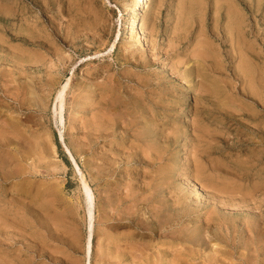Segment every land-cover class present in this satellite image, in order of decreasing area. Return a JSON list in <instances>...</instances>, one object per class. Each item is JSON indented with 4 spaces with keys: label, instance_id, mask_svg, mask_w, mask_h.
Segmentation results:
<instances>
[{
    "label": "rangeland",
    "instance_id": "rangeland-1",
    "mask_svg": "<svg viewBox=\"0 0 264 264\" xmlns=\"http://www.w3.org/2000/svg\"><path fill=\"white\" fill-rule=\"evenodd\" d=\"M134 1L0 0V264H264V0Z\"/></svg>",
    "mask_w": 264,
    "mask_h": 264
},
{
    "label": "bare ground",
    "instance_id": "bare-ground-1",
    "mask_svg": "<svg viewBox=\"0 0 264 264\" xmlns=\"http://www.w3.org/2000/svg\"><path fill=\"white\" fill-rule=\"evenodd\" d=\"M147 1L148 0H135L134 1V5H133V11H134V13H135V15H134V24H136V25H140L141 24V22H142V10H143V8L145 7V5H146V3H147ZM228 1H230V0H228ZM220 2V1H219ZM220 6V5H219ZM32 8H31V6H27L26 7V11H29V10H31ZM233 9V8H232ZM129 13V12H128ZM127 13V14H128ZM236 15H237V13H236ZM133 17V16H132ZM242 18V17H241ZM237 21H238V19H237ZM236 21V22H237ZM144 26H145V24H143ZM234 25H236V24H234ZM231 27V26H230ZM232 27H233V24H232ZM231 27V28H232ZM237 27V26H236ZM235 27V28H236ZM141 30V29H140ZM140 30L139 31H137V32H140ZM235 30V29H234ZM136 32V33H137ZM134 34V33H133ZM232 34V33H231ZM135 35V34H134ZM141 35H142V33H141ZM212 35V34H211ZM137 36H138V33H137ZM140 37H142V36H140ZM137 38V37H136ZM136 38H135V40H136ZM246 38V37H245ZM140 39V38H139ZM237 43V42H236ZM200 44V43H199ZM214 44V43H213ZM226 44V43H225ZM204 45V44H203ZM227 47V46H226ZM244 47V46H243ZM233 51V50H232ZM197 52V51H196ZM207 52V51H206ZM199 54H200V52H198ZM236 53V52H235ZM204 54V53H203ZM207 55V54H206ZM218 55V54H217ZM198 56H200V55H198ZM192 57V56H191ZM218 57H220V56H218ZM198 60V59H197ZM208 60V59H207ZM68 61V60H67ZM218 61V60H217ZM195 62V61H194ZM201 62V61H200ZM250 62V61H249ZM195 63H197V65L196 66H198V62H195ZM203 63H206L205 62V59H204V61H203ZM202 63V64H203ZM208 63V62H207ZM201 64V65H202ZM218 64V63H217ZM186 65V64H185ZM200 65V64H199ZM205 65V64H204ZM204 67V66H203ZM208 67V66H207ZM215 66L213 65V68H214ZM216 68V67H215ZM184 70V69H183ZM193 70V69H192ZM201 70H204V69H201ZM184 72V71H183ZM192 72V71H191ZM202 72V71H201ZM206 72V71H205ZM204 73V72H203ZM176 74V73H175ZM186 74H187V72H186ZM201 74H199V72H198V76H200ZM205 75V74H204ZM216 75V74H215ZM86 76V75H85ZM197 76V77H198ZM203 76V75H202ZM244 76V75H243ZM192 76H190V78H191ZM208 77V76H207ZM179 78H181V77H179ZM202 78H204L205 79V77H202ZM187 79H188V77H187ZM207 80H208V78H207ZM212 80V79H211ZM196 81V80H195ZM201 82V81H200ZM202 83V82H201ZM86 84V83H85ZM149 84V83H148ZM190 84V83H189ZM146 85H147V83H146ZM145 85V86H146ZM252 85V84H251ZM86 86V85H85ZM202 86V85H201ZM204 86V85H203ZM67 87H68V83L67 84H65V85H61L60 86V89L58 90V93H57V100L60 102V107H61V112L63 111V109H64V107H65V97H66V94H67ZM135 87V86H134ZM143 87V86H142ZM147 87V86H146ZM93 88V87H92ZM113 88V87H112ZM151 88V87H150ZM175 88V87H174ZM210 88V87H209ZM209 88L207 89V90H209ZM86 89V88H85ZM223 88H221V90H222ZM116 90V89H115ZM131 90V89H130ZM169 90V89H168ZM206 90V91H207ZM148 91V90H147ZM146 91V92H147ZM151 91V90H150ZM205 91V90H204ZM203 90H202V92H204ZM210 91V90H209ZM126 92H128V91H126ZM166 92V91H165ZM168 92V91H167ZM138 93V92H137ZM139 93H142V92H139ZM169 93V92H168ZM167 93V94H168ZM171 93V92H170ZM224 93V92H223ZM116 94V93H115ZM129 94V93H128ZM202 94H204V93H202ZM206 94V93H205ZM257 94V93H256ZM84 95V94H83ZM117 95V94H116ZM131 96V95H130ZM141 96V95H140ZM161 96V95H160ZM202 96V95H201ZM200 96V97H201ZM257 96V95H256ZM112 97H114V96H112ZM121 97V96H120ZM120 97L118 96V98L117 97H114V100H115V98L117 99V101H118V99H120ZM146 97V96H145ZM158 97V96H157ZM175 97V96H174ZM206 97V96H205ZM205 97H203V98H205ZM74 98V97H73ZM139 98V97H138ZM164 98V97H163ZM159 99V98H158ZM161 99H162V97H161ZM168 99V98H167ZM174 99V98H173ZM176 99H177V97H176ZM208 99V98H207ZM109 100V99H108ZM110 100H112V99H110ZM109 100V101H110ZM113 100V101H114ZM120 101V100H119ZM118 101V102H119ZM197 101V100H196ZM210 101V100H209ZM212 101V100H211ZM75 102H76V100H75ZM121 102V101H120ZM123 102H124V100H123ZM200 103V102H199ZM80 104V103H79ZM109 104V103H108ZM110 104H113V103H110ZM115 104V103H114ZM118 104V103H117ZM146 104V103H145ZM126 105H128L127 103H126ZM137 105V104H136ZM141 105V104H140ZM220 105V104H219ZM142 106V105H141ZM144 106V105H143ZM107 107V106H106ZM111 107V106H110ZM118 107V106H117ZM145 107V106H144ZM116 108V107H115ZM127 108V107H126ZM146 108V107H145ZM208 108V107H207ZM147 109V108H146ZM172 109V108H171ZM174 109V108H173ZM210 109V108H209ZM108 110V109H107ZM139 110V109H138ZM140 110H142V109H140ZM150 110H151V108H150ZM155 110L156 109H154V112H155ZM160 110H161V108H160ZM144 111V110H143ZM147 111V110H146ZM145 111V112H146ZM211 111V110H210ZM113 112V111H112ZM152 112V111H151ZM206 112V111H205ZM212 112V111H211ZM211 112H210V114H211ZM225 112V111H224ZM196 113V112H195ZM197 113H202V112H197ZM116 114V113H115ZM129 114V113H128ZM146 114V113H145ZM202 114H204V113H202ZM201 114V115H202ZM120 115V114H119ZM150 115V114H149ZM151 115H153V114H151ZM117 116H118V114H117ZM221 116V115H220ZM230 116V115H229ZM121 117V116H120ZM227 117V116H226ZM152 119H153V117H152ZM150 120H151V117H150ZM149 120V121H150ZM164 120V119H163ZM232 120V119H231ZM136 121V120H135ZM145 121V120H144ZM134 122V121H133ZM133 122H130V120H128V122L126 121V125L128 126V128L130 127L131 128V124H135V122L133 123ZM219 122V121H218ZM108 123V122H107ZM136 123H137V121H136ZM192 123V122H191ZM190 123V124H191ZM194 123V122H193ZM101 124V123H100ZM109 124V123H108ZM118 124V123H117ZM222 124V123H221ZM221 124H219L218 126L220 127L221 126ZM105 125V124H104ZM115 125H116V123H115ZM192 125V124H191ZM197 126V125H196ZM126 127V126H125ZM143 127V126H142ZM154 128V127H153ZM157 129V128H156ZM180 129V128H179ZM138 130V129H137ZM147 129H145V131H146ZM143 131H144V129H143ZM132 132V131H131ZM149 133H150V131H148ZM151 132H153V131H151ZM206 132V131H205ZM157 133V132H156ZM160 133V132H159ZM147 134V133H146ZM155 134V133H154ZM153 134V135H154ZM158 134V133H157ZM113 135V134H112ZM145 135V134H144ZM152 134H150V136H151ZM186 135V134H185ZM146 136V135H145ZM148 136V135H147ZM146 136V137H147ZM156 136V135H155ZM201 136V135H200ZM205 136V135H204ZM184 137V136H183ZM142 138V137H141ZM148 138V137H147ZM155 138V137H154ZM156 138H157V136H156ZM155 138V139H156ZM169 138V137H168ZM200 138V137H199ZM183 139V138H182ZM189 139V138H188ZM204 139V138H203ZM150 140V139H149ZM148 140V141H149ZM193 140V139H192ZM198 140V139H197ZM139 141V140H138ZM142 141V140H141ZM145 141V140H144ZM147 141V140H146ZM151 141V140H150ZM154 141V140H153ZM155 142H157V140L155 141ZM162 142V141H161ZM180 142V141H179ZM183 142V141H182ZM194 142V141H193ZM145 143H147V142H145ZM195 143V142H194ZM211 143V142H210ZM215 143H216V141H215ZM137 144V143H136ZM188 144V143H187ZM202 145V144H201ZM228 146V145H227ZM148 147V146H147ZM193 147V146H192ZM67 149H68V151H69V153H70V155H71V157H72V159H73V161L76 163V160H75V158H74V156L72 155V152H71V150L67 147ZM137 149V148H136ZM192 150V149H191ZM190 151V150H189ZM188 153V152H187ZM134 155V154H133ZM192 155V154H191ZM130 158H132V157H130ZM135 158V157H134ZM156 159H157V157H156ZM190 159H191V157H190ZM160 160V159H159ZM3 161V160H2ZM137 162V161H136ZM148 162V161H147ZM3 163V162H2ZM191 163V162H190ZM138 165V164H137ZM125 166V165H124ZM154 166V165H153ZM198 170H199V168H198ZM120 171V170H119ZM133 171V170H132ZM139 173V172H138ZM141 173V172H140ZM178 173V172H177ZM82 174V173H81ZM98 175V174H97ZM129 176V175H128ZM164 176V175H163ZM83 177V184H84V189H85V194H86V196H87V201L86 202H88L87 204H88V214H89V218H90V220H88L89 221V228H90V237H89V244H88V252H91V250H92V244H91V238L94 236V230H95V228H94V209H95V193L93 192V190H92V188H91V186L88 184V182H87V180L85 179V177L84 176H82ZM139 177V176H138ZM176 179V178H175ZM121 180V179H120ZM163 180V179H162ZM124 181V180H123ZM169 182V181H168ZM155 183V182H154ZM156 184H159V182H157ZM169 184V183H168ZM167 184V185H168ZM110 185V184H109ZM201 185V184H200ZM149 186V185H148ZM207 186V185H206ZM118 187H119V185H118ZM156 187H157V185H156ZM173 187V186H172ZM203 187H205L204 185H203ZM210 187H211V185H210ZM121 188V187H120ZM155 188V187H154ZM164 188V187H163ZM214 188V187H213ZM109 189V188H108ZM113 189V188H112ZM215 189H218V188H215ZM100 190V189H99ZM171 190V189H170ZM223 190V189H222ZM231 190V189H230ZM120 191V190H119ZM211 191V190H210ZM227 191V190H226ZM232 191V190H231ZM231 191H229V192H231ZM105 192V191H104ZM130 192V191H129ZM224 192H225V190H224ZM153 193V192H152ZM220 194V193H219ZM146 195V194H145ZM85 196V197H86ZM100 196V195H99ZM164 196V195H163ZM167 196V195H166ZM115 197V196H114ZM137 197V196H136ZM146 197L149 199V197L146 195ZM146 197H145V199H146ZM162 197V196H161ZM208 197V196H207ZM220 197V196H219ZM110 198V197H109ZM140 198V197H139ZM142 198V197H141ZM140 198V199H141ZM144 198V197H143ZM151 198V197H150ZM215 198V197H214ZM232 198V197H231ZM113 199V198H112ZM123 199H126V198H123ZM255 199V198H254ZM118 200V199H117ZM142 200V199H141ZM147 200V199H146ZM162 200V199H161ZM165 200V199H164ZM216 200V199H215ZM225 200V199H224ZM229 200V199H228ZM110 201H111V199H110ZM116 201V200H115ZM136 201V200H135ZM150 201V200H149ZM106 202V201H105ZM108 202V201H107ZM137 202V201H136ZM135 202V203H136ZM139 202H140V200H139ZM153 202H155V201H153ZM185 202V201H184ZM230 202V201H229ZM111 203V202H110ZM113 203V202H112ZM134 203V202H133ZM138 203V202H137ZM143 203V202H142ZM149 203V202H148ZM200 203V202H199ZM208 203V202H207ZM206 203V204H207ZM214 203V202H213ZM218 203V202H217ZM144 204V203H143ZM191 204V203H190ZM221 204V203H220ZM240 204H241V202H240ZM113 205V204H112ZM119 205V204H118ZM117 205V206H118ZM125 205V204H124ZM133 205V204H132ZM141 205V204H140ZM145 205H148V204H145ZM188 205V204H187ZM194 205V204H193ZM150 207H152L153 205H149ZM158 206V205H157ZM191 206V205H190ZM220 206V205H219ZM110 207V206H109ZM118 207H120V206H118ZM122 207H124L125 208V206H122ZM132 207V206H131ZM155 207V206H154ZM167 207V206H166ZM170 207V206H169ZM226 207V206H225ZM141 208V207H140ZM174 208V207H173ZM184 208V207H183ZM115 209V208H114ZM144 209V208H143ZM151 209V208H150ZM152 209H153V207H152ZM163 209H164V207H163ZM165 209H167V208H165ZM169 210H170V208H168ZM180 209V208H179ZM212 209V208H211ZM210 209V210H211ZM222 209V208H221ZM234 209V208H233ZM101 210V209H100ZM103 210V209H102ZM125 210V209H124ZM154 210V209H153ZM159 210V209H158ZM172 210V209H171ZM170 210V211H171ZM218 210V209H217ZM154 211H156V210H154ZM166 211V210H165ZM168 211V210H167ZM254 211V210H253ZM116 212V211H115ZM126 212V211H125ZM133 212V211H132ZM153 211H151V213H152ZM158 212H160V211H157L156 213H154V214H157ZM195 212V211H194ZM98 213V212H97ZM102 213V212H101ZM121 213V212H120ZM119 213V214H120ZM146 213V212H145ZM150 213V212H149ZM164 213V212H163ZM166 213V212H165ZM164 213V214H165ZM168 213V212H167ZM173 213V212H172ZM175 213V212H174ZM180 213V212H179ZM183 213V212H182ZM209 213V212H208ZM214 213V212H213ZM239 213V212H238ZM123 214V213H122ZM121 214V215H122ZM169 214V213H168ZM171 214V213H170ZM200 214V213H199ZM253 214V213H252ZM167 215V214H166ZM165 215V216H166ZM173 215H175V214H173ZM173 215H171V216H173ZM180 215V214H179ZM198 215V214H197ZM225 215V214H224ZM101 216V215H100ZM120 216V215H119ZM145 216V215H144ZM161 216V215H160ZM168 216V215H167ZM183 216V215H182ZM254 216V215H253ZM127 217V216H126ZM125 217V218H126ZM170 217V216H169ZM178 217V216H177ZM172 218H174V216L172 217ZM183 218V217H182ZM218 218V217H217ZM132 219V218H131ZM153 219V218H152ZM141 220V219H140ZM143 220V219H142ZM159 220V219H158ZM170 220V219H169ZM174 220H175V218H174ZM181 220V219H180ZM222 220V219H221ZM236 220V219H235ZM167 221V220H166ZM191 221V220H190ZM209 221V220H208ZM136 222V221H135ZM155 222L156 223H158L157 222V220L155 219ZM165 222V221H164ZM178 222V221H177ZM185 222V221H184ZM126 223V222H125ZM131 223V222H130ZM133 223V222H132ZM154 223V222H153ZM193 223V222H192ZM231 223V222H230ZM261 223V222H260ZM148 224V223H147ZM155 224V223H154ZM164 224V223H163ZM168 224V223H167ZM232 224V223H231ZM230 224V225H231ZM157 225V224H156ZM183 225V224H182ZM241 225V224H240ZM252 225V224H251ZM226 226V225H225ZM227 226H229V225H227ZM172 227V226H171ZM198 227V226H197ZM205 227V226H204ZM215 227V226H214ZM158 228H160L159 227V225H158ZM174 228H176V227H174ZM199 228V227H198ZM217 228V227H216ZM223 228V227H222ZM234 228V227H233ZM250 228H252V227H250ZM145 229V228H144ZM148 229V228H147ZM154 229V228H153ZM156 229V228H155ZM184 229V228H183ZM201 228H199L198 229V233L200 232L199 230H200ZM221 229V228H220ZM244 229V228H243ZM162 230V229H161ZM185 230V229H184ZM203 230V229H202ZM210 230H212V229H210ZM239 230V229H238ZM241 230V229H240ZM141 231V230H140ZM172 231H173V229H172ZM186 231H188V230H186ZM192 231V230H191ZM221 231V230H220ZM228 231V230H227ZM147 232H149V231H147ZM153 232H155L154 230H153ZM169 232V231H168ZM197 232V231H196ZM196 232H195V234H196ZM204 232H205V229H204ZM218 232V231H217ZM172 233V232H171ZM175 235H176V232H175V230H174V232H173ZM180 233V232H179ZM203 233V232H202ZM207 233L209 234V231L207 230ZM225 233V232H224ZM227 233V232H226ZM262 233V232H261ZM150 234V233H149ZM164 234H166V233H164ZM170 234V233H169ZM192 234H194L193 232H192ZM205 234V233H204ZM247 234V233H246ZM264 234V233H263ZM143 235H145V234H143ZM168 235V234H167ZM173 235V234H172ZM180 235V234H179ZM189 235H191V234H189ZM221 235V234H220ZM124 236V235H123ZM122 236V237H123ZM134 236V235H133ZM161 236V235H160ZM171 236V235H170ZM196 236V235H195ZM203 236H205V235H203ZM210 236V235H209ZM7 237V236H6ZM130 237V236H129ZM159 237V236H158ZM214 237V236H213ZM174 238H179L177 235L176 236H174ZM204 238V237H203ZM202 238V236L200 235V236H197V237H189L188 235H185L184 236V240L186 241V242H189V243H194V245H195V243H197L198 244V242L200 243V241L201 242H204V239ZM246 238V237H245ZM166 239V238H165ZM180 239V238H179ZM210 239V238H209ZM213 239V238H212ZM9 240V239H8ZM160 240V239H159ZM229 240V239H228ZM263 240V239H262ZM142 241V240H141ZM182 241V240H181ZM184 241V242H185ZM198 241V242H197ZM216 241V240H215ZM219 241V240H218ZM217 241V242H218ZM233 241V240H232ZM255 241V240H254ZM125 242V241H124ZM217 242H215V243H217ZM230 242V241H229ZM234 242V241H233ZM171 243V242H170ZM222 243V242H221ZM224 243V242H223ZM241 243V242H240ZM126 244V243H125ZM130 244V243H129ZM188 244V243H187ZM204 244V243H203ZM254 244V243H253ZM120 245V244H119ZM143 245V244H142ZM235 245V244H234ZM256 245V244H255ZM138 246V245H137ZM199 246V245H198ZM227 246V245H226ZM246 246H248V245H246ZM253 246V245H252ZM258 246V245H257ZM263 246V245H262ZM114 247V246H113ZM140 247V246H139ZM182 247H183V245H182ZM213 247V246H212ZM152 248V247H151ZM197 248V247H196ZM229 248V247H228ZM236 248V247H235ZM234 248V249H235ZM116 249V248H115ZM179 249V248H178ZM224 249V248H223ZM119 250V249H118ZM117 250V251H118ZM121 250V249H120ZM140 250V249H139ZM143 250V249H142ZM189 250V249H188ZM187 250V251H188ZM196 250V249H195ZM226 250V249H225ZM231 250V249H230ZM184 251V250H183ZM206 251V250H205ZM233 251V250H232ZM119 252V251H118ZM163 252V251H162ZM176 252V251H175ZM197 252V251H196ZM225 252V251H224ZM249 252V251H248ZM264 252V251H263ZM112 253V252H111ZM121 253V252H120ZM132 253L133 252H131V255H132ZM142 253H143V251H142ZM156 253V252H155ZM154 253V254H155ZM167 253V252H166ZM173 253V252H172ZM177 253V252H176ZM221 253V252H220ZM89 254V253H88ZM146 254V253H145ZM157 254V253H156ZM90 255H91V253H90ZM113 255H115L114 254V251H113ZM126 255V254H125ZM130 255V256H131ZM134 255V254H133ZM141 255V254H140ZM144 255V254H143ZM142 255V256H143ZM175 255V254H174ZM212 255V254H211ZM127 256V255H126ZM135 256V255H134ZM166 256H167V254H166ZM169 256V255H168ZM222 256H225V255H222ZM232 256V255H231ZM126 258V257H125ZM138 258V257H137ZM152 258V257H151ZM155 258V257H154ZM160 258V257H159ZM173 258V257H172ZM189 258H190V253H187V254H185V256H184V261H181V263L182 264H185V262H188L189 261ZM256 258V257H255ZM4 259V258H3ZM124 259V258H123ZM131 259V258H130ZM147 259V258H146ZM163 259H165V258H163ZM162 258H161V260H163ZM226 259V258H225ZM237 259V258H236ZM5 260V259H4ZM138 260V259H137ZM140 260V259H139ZM156 260V259H155ZM159 260V259H158ZM196 260V259H195ZM227 260H230V259H227ZM232 260H233V258H232ZM91 261V260H90ZM152 261V260H151ZM174 261H176V260H174ZM199 261V260H198ZM221 261V260H220ZM251 261V260H250ZM1 262V261H0ZM131 262V261H130ZM163 262V261H162ZM162 262H160V263H162ZM192 262V261H191ZM4 263V262H3ZM2 263V264H3ZM14 263V262H13ZM138 263V262H137ZM170 263H172V262H170ZM175 263V262H174ZM180 263V262H179ZM220 263V262H219ZM5 264H6V262H5ZM8 264V263H7ZM119 264V263H118ZM130 264V263H129ZM135 264V263H134ZM142 264V263H141ZM150 264V263H149ZM163 264H164V262H163Z\"/></svg>",
    "mask_w": 264,
    "mask_h": 264
}]
</instances>
